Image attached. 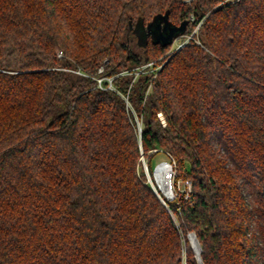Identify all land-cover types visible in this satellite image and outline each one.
I'll list each match as a JSON object with an SVG mask.
<instances>
[{
    "label": "trees",
    "instance_id": "16d2710c",
    "mask_svg": "<svg viewBox=\"0 0 264 264\" xmlns=\"http://www.w3.org/2000/svg\"><path fill=\"white\" fill-rule=\"evenodd\" d=\"M158 15L192 38L139 71ZM161 151L188 197L139 173ZM190 233L264 264V0H0V264H201Z\"/></svg>",
    "mask_w": 264,
    "mask_h": 264
},
{
    "label": "rangeland",
    "instance_id": "374dc122",
    "mask_svg": "<svg viewBox=\"0 0 264 264\" xmlns=\"http://www.w3.org/2000/svg\"><path fill=\"white\" fill-rule=\"evenodd\" d=\"M199 26H200V24L195 28V32H197L198 31V28H199ZM144 30H145V25L142 23V22H139L137 25H136V27H135V32H137L139 35H142L143 36V34H144ZM132 35V37H135L133 34H131ZM192 36V35H191ZM186 38H187V36H179L174 42H173V44H172V46L167 50V52H166V54H164V55H162L161 57H159V59L158 60H155V61H151V62H153V64L151 65V66H148V63H144L142 66H141V68H138L139 69V71H146L147 69H159L160 67H162V65L164 64V62H165V60H164V57L165 56H168L169 54H171L172 52H174V50H176L177 49V47H179L181 44H183L185 41H186ZM137 39H136V37L134 38V41H136ZM135 69V68H134ZM100 78H102V77H100ZM112 80H113V77H112ZM158 115H159V117L161 118V119H164L165 120V116H164V114L162 113V112H159L158 113ZM163 121V120H162ZM165 125V124H164ZM137 130L139 131V132H141V130H142V125H141V122L138 120V126H137ZM145 157V156H144ZM145 161H146V163H147V165H148V160H147V158L145 157ZM155 161H156V165L159 163V162H161V161H170V157L168 156V154L167 153H165V152H163V151H161V152H158L157 153V155L155 156ZM171 162V161H170ZM156 167V166H155ZM155 169V168H154ZM138 171H139V173L142 175L143 173L146 175V177H147V180H148V182L152 185V183H151V181H150V178H151V180H153L154 181V184L156 185V187L158 188V190H159V192H160V194L162 193V194H164V191L159 187V185H158V182H157V179L155 178V175H154V171H153V174L150 172V169H149V166H148V170L145 168V165H144V161H143V155L141 154V157H140V163H139V165H138ZM179 179H176V181H178ZM180 181H181V186L180 187H178L177 186V188L175 189L174 188V195H172L171 197H169L168 199H171V200H174L175 198H176V196H177V194L178 193H183L182 191H183V189H184V186H183V184H182V182L184 181V180H181L180 179ZM192 183V182H191ZM176 185H177V183H176ZM180 189V190H179ZM191 190H192V187H191ZM190 190V191H191ZM161 194V195H162ZM165 195V194H164ZM175 217V216H174ZM175 220H176V222H177V219H176V217H175ZM188 238H189V241H190V243H191V245H192V242H191V239H190V237H189V235H188ZM192 247H193V245H192ZM194 248V247H193ZM195 249V248H194ZM196 251V250H195Z\"/></svg>",
    "mask_w": 264,
    "mask_h": 264
},
{
    "label": "water",
    "instance_id": "95a60500",
    "mask_svg": "<svg viewBox=\"0 0 264 264\" xmlns=\"http://www.w3.org/2000/svg\"><path fill=\"white\" fill-rule=\"evenodd\" d=\"M188 23H189V20L185 19L180 24H173L168 20L167 16L158 15L157 17L154 18L153 21H150L145 26L143 36L139 34L138 35L142 41L146 40V38L150 35L155 41L161 42L163 45H166L169 43H173L176 38L181 36V34L187 28ZM170 191H171L170 195H168L167 193H164L167 198L173 195V191L172 190ZM157 193L162 198V195L160 194V192H157ZM189 237L191 239L193 247L196 250L197 257L200 263L203 264V260L201 257L202 249H201V245H200V242L196 234L190 233Z\"/></svg>",
    "mask_w": 264,
    "mask_h": 264
},
{
    "label": "built area",
    "instance_id": "2783aa9c",
    "mask_svg": "<svg viewBox=\"0 0 264 264\" xmlns=\"http://www.w3.org/2000/svg\"><path fill=\"white\" fill-rule=\"evenodd\" d=\"M192 38V36L191 35H188L187 36V38H186V41L183 43V44H181L179 47H181V46H183L186 42H188L190 39ZM177 39V38H176ZM175 39V40H176ZM179 47H177V48H179ZM59 55L60 56H62L63 55V52L62 51H60L59 52ZM153 64V62H148V66H151ZM77 72H81V70H76ZM107 78H109V77H107ZM102 79L103 78H99V83L101 84L102 83ZM109 80H110V87H113V84H112V78H109ZM163 121H165L164 119H162ZM164 124H165V122H164ZM168 154V156L170 157V161H161V162H159L157 165H156V167H155V169H154V175H155V178L157 179V170L158 169H161V168H163V164H164V166H166V167H164L163 169H164V171H165V173H164V175H163V177L165 178V180H166V183H167V187L170 189V190H172L173 191V195H174V188L176 189L177 188V186L178 187H180L181 186V181L180 180H178V181H176V174H177V171H176V161H175V159L172 157V155L170 154V153H167ZM143 161H144V165H145V168L148 170V165H147V163H146V161H145V157H144V155H143ZM150 181H151V183H152V187L154 188V190L156 191V192H159V190H158V188L156 187V185L154 184V181L153 180H151V178H150ZM176 183H177V185H176ZM182 184H183V186H184V189H183V193H186V196L188 197L189 196V192H190V190H191V187H192V183H191V181L190 180H184L183 182H182ZM180 190V189H179Z\"/></svg>",
    "mask_w": 264,
    "mask_h": 264
},
{
    "label": "bare ground",
    "instance_id": "6f19581e",
    "mask_svg": "<svg viewBox=\"0 0 264 264\" xmlns=\"http://www.w3.org/2000/svg\"><path fill=\"white\" fill-rule=\"evenodd\" d=\"M164 167H166V166H164V164H163V168ZM163 168L157 170V182H158L159 187L164 191V193H167L168 195H170L171 194V191L167 187L166 180L163 177V175L165 173V171H164Z\"/></svg>",
    "mask_w": 264,
    "mask_h": 264
}]
</instances>
